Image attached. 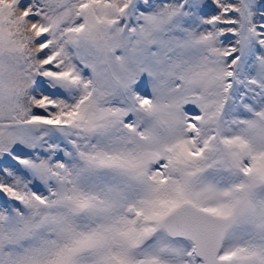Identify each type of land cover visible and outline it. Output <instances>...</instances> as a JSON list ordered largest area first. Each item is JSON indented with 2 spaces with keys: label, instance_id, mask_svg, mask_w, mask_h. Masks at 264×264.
<instances>
[{
  "label": "snow or ice",
  "instance_id": "1",
  "mask_svg": "<svg viewBox=\"0 0 264 264\" xmlns=\"http://www.w3.org/2000/svg\"><path fill=\"white\" fill-rule=\"evenodd\" d=\"M0 264H264V0H0Z\"/></svg>",
  "mask_w": 264,
  "mask_h": 264
}]
</instances>
